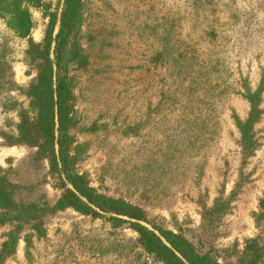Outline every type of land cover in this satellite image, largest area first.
Returning <instances> with one entry per match:
<instances>
[{
    "label": "rangeland",
    "instance_id": "obj_1",
    "mask_svg": "<svg viewBox=\"0 0 264 264\" xmlns=\"http://www.w3.org/2000/svg\"><path fill=\"white\" fill-rule=\"evenodd\" d=\"M41 2L28 6L25 39L0 17V179L15 207L36 208L0 224V250L16 238L2 264H160L109 215L43 212L62 191L19 132L38 75L32 45L62 9V0ZM81 6L82 59L68 71L77 173L98 194L138 207L157 235L185 237L219 264H264V0ZM254 93L247 153L237 122Z\"/></svg>",
    "mask_w": 264,
    "mask_h": 264
},
{
    "label": "trees",
    "instance_id": "obj_2",
    "mask_svg": "<svg viewBox=\"0 0 264 264\" xmlns=\"http://www.w3.org/2000/svg\"><path fill=\"white\" fill-rule=\"evenodd\" d=\"M28 6L41 7L42 2L0 0V17L6 19L7 26L20 39L27 38L33 28ZM82 17L81 0H62L59 19L55 13L49 15L42 45H32L34 58L38 59V75L35 84L28 90L29 110L24 113L19 132L23 141L37 148L38 156L48 161L50 173L56 177L58 188L62 191L55 204L51 208H43V212L72 209L91 217L109 215L107 219L115 227L128 224L138 235V241L145 252L156 258L160 264H219L206 254L199 253L194 244L185 237L156 228L157 235L141 224L145 222V217L138 207L98 194L77 173L80 151L74 147L71 136L74 124L73 97L68 71L72 65L79 66L82 59L78 44ZM56 25L58 27L55 33ZM257 95H248L250 115L246 121L237 122L242 148L247 153L252 148L250 131L259 115ZM30 111L35 116L32 120L29 117ZM9 187L6 181L0 179V224L10 219L17 221L36 209L33 206L15 207ZM260 206L264 209V196ZM15 241L16 238L11 236L3 245L0 250V264Z\"/></svg>",
    "mask_w": 264,
    "mask_h": 264
}]
</instances>
